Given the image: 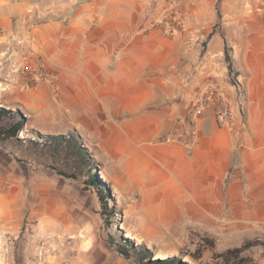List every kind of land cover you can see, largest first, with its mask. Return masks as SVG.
Segmentation results:
<instances>
[{
    "label": "crops",
    "instance_id": "crops-1",
    "mask_svg": "<svg viewBox=\"0 0 264 264\" xmlns=\"http://www.w3.org/2000/svg\"><path fill=\"white\" fill-rule=\"evenodd\" d=\"M71 6L76 48L60 54L51 81L10 98L21 102L30 124L35 125L37 111L54 110L68 118V108L76 118L54 130L99 136L106 156L124 167L134 162L126 154L131 138L155 137L137 146V161L153 171V201L160 202L149 225L170 224L178 209L184 224L220 240L264 236V21L261 31L251 33L238 1L224 7L222 28L209 36L207 53L221 57L224 41L230 48L241 77L243 122L234 110L235 126H218L213 111L205 109L190 133L193 88L202 78L178 72L180 38L142 30L143 19L128 0H72ZM160 88L169 89L167 98ZM166 117L178 120L176 128L182 124L190 139L184 142L187 148L177 139L160 141L170 129L161 122ZM18 157L14 149L0 146V165ZM129 182L144 198L146 180L123 175L121 183ZM252 264H264V257Z\"/></svg>",
    "mask_w": 264,
    "mask_h": 264
},
{
    "label": "rangeland",
    "instance_id": "rangeland-1",
    "mask_svg": "<svg viewBox=\"0 0 264 264\" xmlns=\"http://www.w3.org/2000/svg\"><path fill=\"white\" fill-rule=\"evenodd\" d=\"M128 1L136 5L143 19L142 30L180 38L176 44L180 47L178 72L185 77L192 71L202 78L195 80L193 89L212 82L224 89L235 107L239 96L233 79L241 84V77L229 75L223 55L207 53V41L213 32H220L224 7L234 1L239 3V13L244 25L249 24V32L261 31L264 12L258 7L264 5V0ZM71 3L72 0H0V106L21 111L25 124L24 131L17 133L19 137L26 133L27 137L37 136L32 131L40 135L66 133L54 128L62 121L68 123L69 117L76 118L68 108V118L59 117L54 110H41L33 120L35 125H31L21 102L10 100L23 93L21 89L33 93L37 85L51 81L60 54L70 55V49L76 48L78 36L70 32L73 26L68 20L75 11ZM174 17L181 23L176 24L177 31L171 35L164 27L165 21L175 24ZM235 69L234 66L239 73ZM160 92L165 98L170 94L167 88H160ZM161 122L170 129L160 136V141L177 139L187 148L180 134L185 131L182 124H176V128L178 120L173 122L167 117ZM79 135L95 163L98 186L89 183L86 168L75 170L36 152L26 160L0 165V264H154L149 261L172 257L186 264H216L214 253L243 243L242 238L220 240L198 226L184 224L178 209L170 224L149 225L147 221L156 218L154 208L160 202L153 201V171L137 161V146L149 145L155 137L131 138L126 154L134 162L124 167L120 160L106 156L98 144L99 136L90 137L85 132ZM18 155L23 157L20 152ZM123 175L146 180L144 198L131 188V182L121 183ZM127 230L134 236H125ZM203 238L213 241V251L204 248ZM250 240L258 244L244 254L252 261L264 257V236ZM225 242L234 246L224 247Z\"/></svg>",
    "mask_w": 264,
    "mask_h": 264
},
{
    "label": "trees",
    "instance_id": "trees-1",
    "mask_svg": "<svg viewBox=\"0 0 264 264\" xmlns=\"http://www.w3.org/2000/svg\"><path fill=\"white\" fill-rule=\"evenodd\" d=\"M230 48L224 41L223 58L226 64L229 75L236 74L234 71V59L229 54ZM236 70V69H235ZM233 82L236 84L237 89L241 87L235 79ZM25 119L18 109H6L0 106V146L7 149L17 150L16 152L23 155L18 157L19 160H26L25 157L34 155V152L41 154L44 158L48 155L54 162H60L70 165L75 170H83L86 168L88 173V180L91 185L98 186V179L96 176L95 163L93 162L91 154L88 152L87 147L84 146L79 133L75 130H68L66 133L53 135L45 134L37 136L31 135L27 137H19L18 132L24 131ZM62 172V171H61ZM60 174H65L61 173ZM99 188V187H98ZM102 192V191H101ZM104 196L101 194L100 199L103 200ZM127 240V239H124ZM204 248L213 251L214 244L212 240L203 238ZM257 241L244 240L239 246L227 248L219 253H214L217 258L216 264H252L253 261L244 253L252 246L257 245ZM193 259L198 260V256L189 253ZM154 264H186L178 257L168 258L167 260L149 261Z\"/></svg>",
    "mask_w": 264,
    "mask_h": 264
},
{
    "label": "built area",
    "instance_id": "built-area-1",
    "mask_svg": "<svg viewBox=\"0 0 264 264\" xmlns=\"http://www.w3.org/2000/svg\"><path fill=\"white\" fill-rule=\"evenodd\" d=\"M258 9L264 12V5L258 7ZM174 23H168L165 21L166 26L164 31L168 34H174L177 31L176 24H180L178 17H174ZM37 85V82H35ZM238 90V100L235 102V107L232 106V103L228 99V96L225 94L224 89L220 86L208 82L202 85H199L195 88L194 91V109L189 117L190 133L195 129L196 119L205 109H211L214 113L215 121L218 126L234 127L235 126V112L240 117L241 122L243 115L244 107V97L241 87ZM181 136L184 138V142L190 144L189 136L186 135L185 131L180 132ZM190 135V134H189ZM170 140V139H169Z\"/></svg>",
    "mask_w": 264,
    "mask_h": 264
},
{
    "label": "bare ground",
    "instance_id": "bare-ground-1",
    "mask_svg": "<svg viewBox=\"0 0 264 264\" xmlns=\"http://www.w3.org/2000/svg\"><path fill=\"white\" fill-rule=\"evenodd\" d=\"M125 236H127V237H133L134 234L132 233V231H128V230H127ZM135 236H136V235H135Z\"/></svg>",
    "mask_w": 264,
    "mask_h": 264
}]
</instances>
